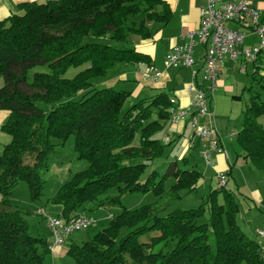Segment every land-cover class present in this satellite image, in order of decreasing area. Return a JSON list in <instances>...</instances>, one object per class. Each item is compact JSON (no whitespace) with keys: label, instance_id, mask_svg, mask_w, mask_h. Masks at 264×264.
<instances>
[{"label":"trees","instance_id":"obj_1","mask_svg":"<svg viewBox=\"0 0 264 264\" xmlns=\"http://www.w3.org/2000/svg\"><path fill=\"white\" fill-rule=\"evenodd\" d=\"M18 10L0 21V77L5 83L0 110L9 113L1 131L10 137L0 154V264H45L48 241L30 234L25 214L9 199L21 181L31 201L40 199L42 174L56 150L52 139L63 146L73 138L77 160L88 163L53 198L65 220L85 214L89 204L95 209L119 206L129 193L174 200L182 191L195 190L202 175L172 162L161 177L156 171L144 177L163 152L154 135L161 122L169 121L167 93L124 109L130 93L92 89V81L119 63H149L126 44L132 34L149 39V25L168 20L163 0H46L20 4ZM88 38L107 43H86ZM38 66L47 72L30 76ZM71 68L81 70L65 78ZM257 75L256 67L252 81L260 92L243 90L248 103L235 140L243 158L264 174V125L259 122L264 119V77ZM169 178L174 184L165 189ZM111 191L116 195L110 196ZM205 205L164 216L150 206L122 209L90 242L71 245L67 253L77 264H264L260 245L237 224L231 192L225 187L211 190Z\"/></svg>","mask_w":264,"mask_h":264},{"label":"rangeland","instance_id":"obj_2","mask_svg":"<svg viewBox=\"0 0 264 264\" xmlns=\"http://www.w3.org/2000/svg\"><path fill=\"white\" fill-rule=\"evenodd\" d=\"M86 43H107L103 40H95L88 38ZM257 43L256 38L252 41ZM256 65L247 64L245 73H239L236 70L239 67H233L231 70L225 68L220 80L222 81V86H217L213 93H210V100L212 113L214 115V126L218 130L224 141V147L226 153L230 157V163L238 161L236 167H245L243 159L242 149L240 144L235 140L236 138L230 137L232 132H239L241 130L243 121V111L245 105L248 103V95L246 92L243 93V98L240 97L243 90L252 87L255 92H260L258 86L252 81V75L257 67L258 75L257 79L264 77V54H260ZM240 61V60H239ZM242 64V63H241ZM240 64V66H241ZM242 66H244L242 64ZM81 69L71 68L64 75L65 78H73ZM114 71L110 70L105 77L98 78L92 81V89H103V88H114L115 90H121L130 93L127 101H125L124 109L129 108L133 104L140 100L149 99L156 92L148 91L144 85H142L139 76L136 74V67L129 65L126 67L122 65ZM33 72H47L45 67H35L31 70L30 76ZM121 72L128 73L125 81H121L118 75ZM5 85L4 80L0 77V88ZM140 93V94H138ZM138 95V96H136ZM151 95V96H149ZM79 95L75 97L77 100ZM233 97H236L233 98ZM9 116L6 111L0 110V154L6 144L9 143L10 137L1 131V126L5 123ZM259 122L264 125V119L260 118ZM162 129L154 135V138L159 140V143L163 145L162 155L157 159L153 160L145 170L144 177L147 176L151 171H156L161 177L165 173V169L172 163L176 162L178 168H190L193 167L196 171L200 172L202 178L200 184L193 191H182L178 194L179 198L172 199L170 196L158 197L152 193L142 194V193H129L122 196L119 199V206H114L111 208H101L95 209L93 205H87V210L85 214L92 217L95 221L94 225L87 230L75 231L66 240L65 244L60 248H55L54 251H50V254L46 257L45 264H77L72 256H70L67 251L71 245L82 246L87 242L92 240V237L101 229L107 227L109 221L113 216L119 214L122 209L133 211L139 210L142 207L150 206L152 209L156 210L160 216H164L170 211L180 209L181 210H195L201 206H206V198L211 190L217 189V182L214 176V169L212 166H207L201 158L202 143H199L197 139L193 140L194 148L189 149V152L184 155L187 162H184L179 155H181L184 150L183 140L176 139L175 129L170 127L167 122H161ZM169 140L170 143H166ZM52 144L56 145L55 153L49 158L48 170L46 173L42 174L44 180V188L42 191V196L39 200L31 201L29 189L27 184L23 181L16 184L13 189V193L9 201L17 206V209L21 210L25 214V218L31 225L30 234L33 237H40L46 239L49 243V250L52 244L53 236L50 230L46 226L45 219L41 214H38L39 209H45L48 214L53 217H57L60 214L61 207L53 203V198L56 196L58 190L65 183L69 182L73 175L76 173H82L88 169V163L84 160H77V154L74 150L73 138H69L63 146L60 145V141L52 139ZM239 157V158H238ZM137 161H130L128 164H135ZM138 163V162H137ZM214 158L212 159V164H214ZM249 167L253 165L248 162ZM239 176L235 173L227 182L225 189H231L235 192L236 188L234 186V181L236 182ZM211 179V182H210ZM174 184L173 180L169 178L166 180L165 189H169ZM245 191V190H244ZM242 193V192H240ZM110 196H115V191H111ZM237 195V194H236ZM235 195V200L241 207V213L245 212V204L240 199V197ZM0 195V201H1ZM219 203H222V197H219ZM243 210V211H242ZM206 215L200 220V222H206ZM245 233V232H244ZM248 235V234H246ZM249 238L255 240L253 237ZM161 245L154 251L159 250Z\"/></svg>","mask_w":264,"mask_h":264},{"label":"crops","instance_id":"obj_3","mask_svg":"<svg viewBox=\"0 0 264 264\" xmlns=\"http://www.w3.org/2000/svg\"><path fill=\"white\" fill-rule=\"evenodd\" d=\"M46 0H0V21L19 13L18 6L23 3L30 2H43ZM167 5L169 11L168 20L163 23H151L149 25L151 37L149 39H142L138 35H128V42L126 47L133 48L135 51L146 55L149 59V63H137V64H127L119 63V67L125 65L128 67L132 65L136 67V74L139 76L143 87L148 91L165 92L168 94L170 99H175L178 108L187 109L193 100V94L190 91V87L195 86L202 89L207 96V104L211 111L210 92L207 90V85L204 82L202 73V54L203 47L197 46L193 53L194 65L189 68H172L165 65V58L171 53L173 47L177 45H182L186 42L185 36L189 32L195 31L199 26L200 21V9L206 5L207 0H163ZM218 2H233L237 3L240 1H247L251 6L257 9L261 13V20L264 21V0H214ZM159 15L161 14V8H158ZM255 37H248L245 41V47H249L253 44L252 42ZM240 60V59H239ZM237 60L233 63L228 59L224 60V65L220 71V76L217 81V86H222V81L220 80L225 68L231 70L233 67H239L236 69L239 73H245L246 65L249 64L243 60ZM244 66H242V64ZM241 64V66H240ZM254 65L253 63H250ZM148 66H153L160 72V76L156 82L150 79H144L143 74L148 68ZM255 66V65H254ZM117 66L113 69H115ZM128 73L121 72L118 78L121 81H125ZM216 90V89H215ZM140 94V93H138ZM138 96V95H136ZM151 96V95H149ZM153 96V95H152ZM151 96V97H152ZM243 96V91L240 95ZM236 99V97H233ZM213 114V113H212ZM214 120V115H213ZM170 127V121L167 122ZM214 126V123H213ZM176 132V139L183 140L184 150L182 151L181 159L183 160L184 155L189 152V149H193L194 143L189 141V137L192 135V127L189 120L178 124L176 127H172ZM215 128V127H214ZM216 130V129H215ZM218 135V142L221 148L220 153H214V164L212 167L214 169V176L216 177L217 172H226L227 182L236 173L239 178L234 181V186L236 188L235 192L231 189L234 201L235 195L240 197V199L245 204V212L241 213V207L236 202L238 206L237 224L242 232L248 234L255 239V241L260 245L262 252H264V174L256 170L254 167H249L248 160L243 159L245 167H236L237 160L234 163H230V157L225 151L224 141L216 130ZM230 137L236 138V133L232 132ZM166 143H170L166 140ZM239 158V157H238ZM211 182V179H210ZM227 184V183H226ZM227 190V189H226ZM245 190V191H244ZM242 192V193H240ZM243 211V210H242ZM58 216V215H57Z\"/></svg>","mask_w":264,"mask_h":264},{"label":"built area","instance_id":"obj_4","mask_svg":"<svg viewBox=\"0 0 264 264\" xmlns=\"http://www.w3.org/2000/svg\"><path fill=\"white\" fill-rule=\"evenodd\" d=\"M248 37H255L257 43L245 47ZM186 42L173 47L171 53L165 58V65L172 68H189L194 65L193 53L197 46L203 47L202 73L207 90L213 93L217 87L220 71L224 60L235 63L243 60L254 63L264 54V21L261 13L253 8L247 1L218 2L207 0L206 5L200 9L199 26L195 31L185 36ZM160 72L153 66H148L143 74L144 79L156 82ZM193 94L187 109H180L175 99H170L169 121L172 127L189 120L192 135L188 142L197 139L202 143L201 158L205 165L214 167L212 159L214 153H220L218 135L213 127V114L211 113L205 92L195 86L190 87ZM217 188H224L227 183L226 172H217ZM45 219L46 226L53 236L50 251L60 248L69 236L75 231L87 230L95 223L92 217L79 215L68 220L60 216H51L45 209H39Z\"/></svg>","mask_w":264,"mask_h":264}]
</instances>
